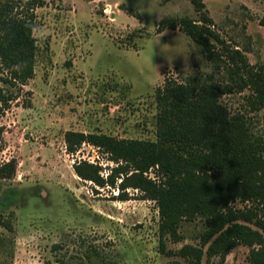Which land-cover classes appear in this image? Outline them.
<instances>
[{"label":"rangeland","instance_id":"374dc122","mask_svg":"<svg viewBox=\"0 0 264 264\" xmlns=\"http://www.w3.org/2000/svg\"><path fill=\"white\" fill-rule=\"evenodd\" d=\"M15 1L26 11L32 0ZM40 1L30 6L36 15L34 76L23 86L0 82L14 93L0 115V167L13 163V171L5 168L6 178L0 177V264H190L178 252L198 245L203 220L183 222V240L168 241L173 253H161L156 202L132 187L122 201L117 187L80 179L73 169L77 161L98 165L104 179L116 165L88 144L69 154L65 134L156 141V91L165 81L226 82L182 30L160 32L164 18L200 15L189 0ZM202 1L220 39L251 65L264 64V0ZM249 93L223 95L221 102L232 114L245 113L261 135L264 110L246 111ZM145 177L155 180V170ZM251 250L238 245L223 263L204 254L201 264H250Z\"/></svg>","mask_w":264,"mask_h":264},{"label":"trees","instance_id":"16d2710c","mask_svg":"<svg viewBox=\"0 0 264 264\" xmlns=\"http://www.w3.org/2000/svg\"><path fill=\"white\" fill-rule=\"evenodd\" d=\"M189 1L199 20L164 18L160 32L182 30L222 70L226 82L165 81L156 91V141L68 131L67 151L75 154L83 144L98 148L116 166L104 179L98 165L77 161L73 169L80 179L101 188L117 187L122 201L129 199L126 190L132 187L143 192V199L156 202L161 253H173L168 241L183 240V222L202 219L198 245H185L178 252L190 264H201L204 254L219 256L223 263L238 245L252 248L250 264H264V134L254 133L245 113L232 114L221 102L223 95L248 90L246 111L264 110V64L251 65L240 50L230 49L213 31L206 4ZM38 3L43 4L32 0L29 9L20 11L15 0H0V65L7 74L0 82L5 86H23L34 76L36 15L30 6ZM260 24L264 26V16ZM13 99L11 90L0 87V115ZM2 134L0 126V141ZM5 168L12 172L13 163L0 167L2 178ZM152 169L155 180L145 177ZM117 179L122 180L118 186ZM237 200L251 206L234 208Z\"/></svg>","mask_w":264,"mask_h":264}]
</instances>
